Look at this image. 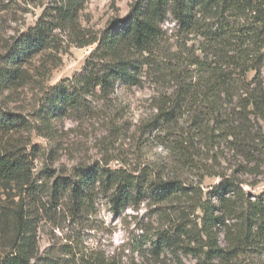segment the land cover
<instances>
[{"label": "trees", "instance_id": "trees-1", "mask_svg": "<svg viewBox=\"0 0 264 264\" xmlns=\"http://www.w3.org/2000/svg\"><path fill=\"white\" fill-rule=\"evenodd\" d=\"M83 3L53 0L0 54V186L15 191L0 202V264L36 259L33 208L43 197L75 213L88 212L98 198L113 212L143 202L170 206L177 223L149 241L156 256L182 253L195 264H242L247 254L264 256V192L250 195L244 188L257 183L242 178L264 175V0H134L123 20L98 35L78 25ZM65 31L77 47L93 49L80 72L42 90L37 121L50 132L53 122L88 112L94 98L106 99L119 86L140 87L153 75L155 85L167 86L148 128L162 135L176 170L95 162L65 176L45 174L46 181L34 177V154L18 136L28 123L2 103L33 81L27 66L34 57L42 56L40 73L50 71ZM227 155L235 168L215 171ZM183 169L218 182L203 188L200 179L183 180ZM83 264L118 263L94 256Z\"/></svg>", "mask_w": 264, "mask_h": 264}, {"label": "rangeland", "instance_id": "rangeland-1", "mask_svg": "<svg viewBox=\"0 0 264 264\" xmlns=\"http://www.w3.org/2000/svg\"><path fill=\"white\" fill-rule=\"evenodd\" d=\"M52 1L0 0V54L6 44L35 24ZM133 1L84 0L78 12V25L85 32L101 34L106 27L127 16ZM60 39L61 53L54 65H50V71L40 73L42 56L34 57L27 66L33 81L2 103L6 111L28 123L27 129L18 136L29 143L27 152L34 154V177L46 181L45 174L65 176L76 167L95 162L128 170L146 165L164 174L176 170L169 165L172 159L168 144L162 135L150 133L148 128L155 114L153 106L163 92L162 87L167 86L165 83L160 84L161 87L155 85L153 75L143 79L140 87L119 86L106 99L94 98L88 104V112L53 122L50 132L44 129L35 116L42 90L80 72L93 49V46L77 47L73 34L68 31L61 33ZM7 95L5 93L4 98ZM218 163L220 167H215V171H221V167L231 171L236 166L230 155ZM202 174L187 169L178 173L183 180L197 183L200 179L203 188L218 182L214 177L202 179ZM242 178L257 183L253 188H244L250 195L264 192V175L248 174ZM14 193L0 186V202ZM33 209L38 253L31 264H83L94 256L113 259L118 264L196 263L193 256L182 253L176 257L169 253L156 256L149 246L156 232L169 231L177 223V214L168 205L153 206L143 202L135 209L113 212L104 199L98 198L88 212L75 213L67 205L54 204L43 197ZM197 214L190 216L191 220H195ZM218 241L224 247L222 233ZM3 249L0 245V252ZM241 262L264 264V256L247 254Z\"/></svg>", "mask_w": 264, "mask_h": 264}]
</instances>
